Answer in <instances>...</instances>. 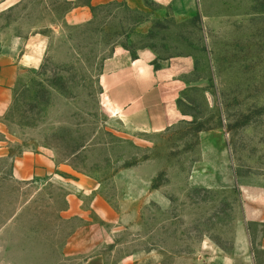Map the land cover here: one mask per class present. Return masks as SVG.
Returning a JSON list of instances; mask_svg holds the SVG:
<instances>
[{
  "label": "rangeland",
  "instance_id": "obj_1",
  "mask_svg": "<svg viewBox=\"0 0 264 264\" xmlns=\"http://www.w3.org/2000/svg\"><path fill=\"white\" fill-rule=\"evenodd\" d=\"M184 1L71 22L69 0H0V51L42 43L0 114V264H264V0ZM144 47L194 58L161 132L131 130L99 82L115 49Z\"/></svg>",
  "mask_w": 264,
  "mask_h": 264
},
{
  "label": "crops",
  "instance_id": "obj_2",
  "mask_svg": "<svg viewBox=\"0 0 264 264\" xmlns=\"http://www.w3.org/2000/svg\"><path fill=\"white\" fill-rule=\"evenodd\" d=\"M73 7L67 13L71 22L89 18L94 7L123 3L132 8H141L144 0H69ZM161 6L184 8V0H153ZM192 12V11H191ZM41 39L33 36L18 55L14 51H0V114L7 108L11 97V86L20 66L36 67L41 61ZM157 54L150 47L132 53L130 50L115 49L104 64L99 76L103 95L123 123L131 130L161 132L184 120L185 114L179 106L181 93L186 87L187 76L194 69V58L189 54L170 56L156 66ZM159 64V63H158ZM47 154L24 157L15 168V175L30 179L43 170L42 161H50ZM53 162V160H51ZM52 164V163H51ZM100 211L108 215L112 208L100 202ZM120 264H133L132 257H126ZM211 264H233L227 254L214 256Z\"/></svg>",
  "mask_w": 264,
  "mask_h": 264
}]
</instances>
